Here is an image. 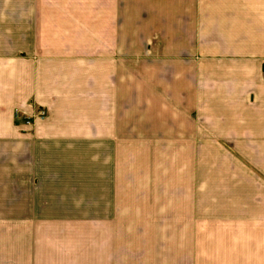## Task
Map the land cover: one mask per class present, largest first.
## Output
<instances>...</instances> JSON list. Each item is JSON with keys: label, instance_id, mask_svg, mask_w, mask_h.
I'll use <instances>...</instances> for the list:
<instances>
[{"label": "crops", "instance_id": "obj_1", "mask_svg": "<svg viewBox=\"0 0 264 264\" xmlns=\"http://www.w3.org/2000/svg\"><path fill=\"white\" fill-rule=\"evenodd\" d=\"M0 264H264V0H0Z\"/></svg>", "mask_w": 264, "mask_h": 264}, {"label": "built area", "instance_id": "obj_2", "mask_svg": "<svg viewBox=\"0 0 264 264\" xmlns=\"http://www.w3.org/2000/svg\"><path fill=\"white\" fill-rule=\"evenodd\" d=\"M38 116H39V117H45V116H46V111H45V110H40V111L38 112ZM28 122H30V121H28Z\"/></svg>", "mask_w": 264, "mask_h": 264}]
</instances>
